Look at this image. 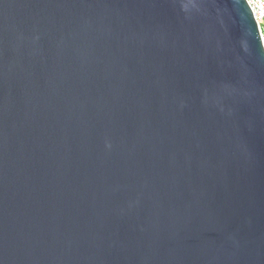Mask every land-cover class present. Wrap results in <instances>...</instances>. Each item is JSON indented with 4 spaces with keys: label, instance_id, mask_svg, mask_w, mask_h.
Returning a JSON list of instances; mask_svg holds the SVG:
<instances>
[{
    "label": "water",
    "instance_id": "1",
    "mask_svg": "<svg viewBox=\"0 0 264 264\" xmlns=\"http://www.w3.org/2000/svg\"><path fill=\"white\" fill-rule=\"evenodd\" d=\"M0 264H264L245 0H0Z\"/></svg>",
    "mask_w": 264,
    "mask_h": 264
},
{
    "label": "built area",
    "instance_id": "2",
    "mask_svg": "<svg viewBox=\"0 0 264 264\" xmlns=\"http://www.w3.org/2000/svg\"><path fill=\"white\" fill-rule=\"evenodd\" d=\"M257 22L264 45V0H245Z\"/></svg>",
    "mask_w": 264,
    "mask_h": 264
},
{
    "label": "clouds",
    "instance_id": "3",
    "mask_svg": "<svg viewBox=\"0 0 264 264\" xmlns=\"http://www.w3.org/2000/svg\"><path fill=\"white\" fill-rule=\"evenodd\" d=\"M242 48L245 50V51H247V48H246V46L242 43Z\"/></svg>",
    "mask_w": 264,
    "mask_h": 264
}]
</instances>
